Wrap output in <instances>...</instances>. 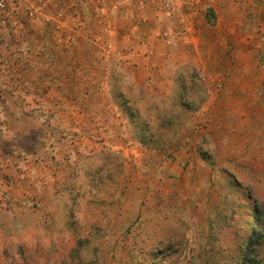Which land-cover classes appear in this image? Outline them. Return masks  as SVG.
Masks as SVG:
<instances>
[{"label":"rangeland","instance_id":"374dc122","mask_svg":"<svg viewBox=\"0 0 264 264\" xmlns=\"http://www.w3.org/2000/svg\"><path fill=\"white\" fill-rule=\"evenodd\" d=\"M249 58L209 51L176 55L173 70L114 65L106 116L125 118L106 145L121 148L89 159L67 193L42 176L27 188L0 182V264H264V90L254 91L264 55L251 57L254 72L231 67ZM151 83L163 91L150 94ZM43 123L59 142L75 139Z\"/></svg>","mask_w":264,"mask_h":264},{"label":"crops","instance_id":"0c3cea01","mask_svg":"<svg viewBox=\"0 0 264 264\" xmlns=\"http://www.w3.org/2000/svg\"><path fill=\"white\" fill-rule=\"evenodd\" d=\"M18 5L0 12V182L20 179L25 188L33 187L34 176L66 188L71 176L86 178L89 159L121 148L117 142L106 145V133L119 137L117 120L125 118L121 110L106 116L114 65L173 70L180 65L176 55L210 51L250 57L231 67L254 72L258 61L251 57L264 55V0H175L172 6L164 0H22ZM183 27L185 37L179 34ZM149 56L159 60L154 68L142 65ZM263 75L256 92L264 90ZM247 76L253 79L254 73ZM148 86L152 95L164 89ZM253 93L247 94L248 104L257 100ZM48 118L52 131L67 129L75 139L47 136Z\"/></svg>","mask_w":264,"mask_h":264},{"label":"built area","instance_id":"2783aa9c","mask_svg":"<svg viewBox=\"0 0 264 264\" xmlns=\"http://www.w3.org/2000/svg\"><path fill=\"white\" fill-rule=\"evenodd\" d=\"M22 0H0V12H3L6 10L9 6H13L17 8L19 5V2ZM166 4L169 6H172V4L175 2V0H164ZM187 27L181 28V31H179L180 35H186L187 34Z\"/></svg>","mask_w":264,"mask_h":264}]
</instances>
